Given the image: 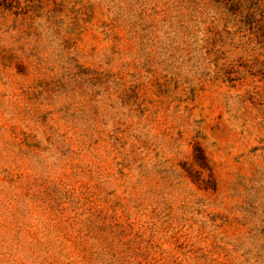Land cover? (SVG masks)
Returning <instances> with one entry per match:
<instances>
[{
    "label": "rangeland",
    "instance_id": "374dc122",
    "mask_svg": "<svg viewBox=\"0 0 264 264\" xmlns=\"http://www.w3.org/2000/svg\"><path fill=\"white\" fill-rule=\"evenodd\" d=\"M0 264H264V0H0Z\"/></svg>",
    "mask_w": 264,
    "mask_h": 264
},
{
    "label": "trees",
    "instance_id": "16d2710c",
    "mask_svg": "<svg viewBox=\"0 0 264 264\" xmlns=\"http://www.w3.org/2000/svg\"><path fill=\"white\" fill-rule=\"evenodd\" d=\"M217 1L226 4V3H235V1L237 0H217ZM196 149L198 150L199 154L202 156V159L205 161L206 157L203 155L202 150L198 147H196Z\"/></svg>",
    "mask_w": 264,
    "mask_h": 264
}]
</instances>
